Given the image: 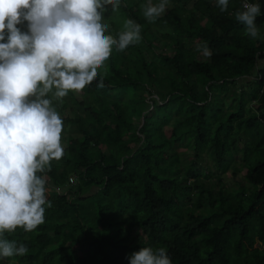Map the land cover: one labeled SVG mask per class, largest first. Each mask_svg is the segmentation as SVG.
Wrapping results in <instances>:
<instances>
[{
    "label": "trees",
    "instance_id": "obj_1",
    "mask_svg": "<svg viewBox=\"0 0 264 264\" xmlns=\"http://www.w3.org/2000/svg\"><path fill=\"white\" fill-rule=\"evenodd\" d=\"M247 1L260 5L256 39L235 18L244 0L226 12L216 0H169L154 22L147 0H120L142 40L113 47L90 85L52 101L61 140L70 127L79 135L38 173L51 190L45 222L6 233L28 253L0 264H130L142 247L165 248L172 264H264V0ZM109 26L118 38L123 28ZM244 169L251 187L231 189L223 175Z\"/></svg>",
    "mask_w": 264,
    "mask_h": 264
},
{
    "label": "clouds",
    "instance_id": "obj_2",
    "mask_svg": "<svg viewBox=\"0 0 264 264\" xmlns=\"http://www.w3.org/2000/svg\"><path fill=\"white\" fill-rule=\"evenodd\" d=\"M108 6L115 12L120 0H0V259L28 253L6 233L35 231L52 206L46 180L38 175L64 155L63 121L52 101L62 102L69 92L78 94L90 85L113 47L123 52L142 40V26L132 19L125 20L118 38L105 35ZM169 6V0H147L141 7L154 22ZM216 6L226 12L229 0H216ZM259 14L260 5L247 0L235 13L253 39L260 36ZM25 22L26 31L18 27ZM202 54L211 56L206 45ZM97 86L103 87V80ZM128 259L130 264H172L165 248L142 247Z\"/></svg>",
    "mask_w": 264,
    "mask_h": 264
},
{
    "label": "rangeland",
    "instance_id": "obj_3",
    "mask_svg": "<svg viewBox=\"0 0 264 264\" xmlns=\"http://www.w3.org/2000/svg\"><path fill=\"white\" fill-rule=\"evenodd\" d=\"M154 3H158L159 0H153ZM108 10H111V6H109ZM125 20H127V15H123L122 13L119 14V9H117L115 12H108L106 11L104 13V18L102 20V22L104 24H107L108 26L111 24V21L113 22H117L122 28H123V24L125 22ZM110 27V26H109ZM118 31V30H117ZM117 31H115L117 33ZM161 43V42H160ZM158 43V45L160 44ZM165 54L168 55H173L174 52L172 49H166L165 51H163ZM104 70V69H103ZM78 111H80L83 115L86 116V112L83 111L82 108L78 109ZM65 116L71 115V111L69 109H67L65 111ZM62 118V115H60ZM69 134H73L75 136L79 135L77 130L75 129V127H70L67 130H64L63 133V138L61 140L62 146L65 147L66 146V141L65 138L69 135ZM180 152H186V149L184 148H179ZM192 156L191 152H186V154L182 155V157L184 158L185 161H189L190 158ZM245 169L242 170L240 173H238L237 176H233L232 171L228 172L227 174L223 175L224 180L226 181L227 185L229 187H231V189H239L242 185L245 186L246 188L251 187V185L245 180L244 176H245ZM47 192H50V188L47 189ZM138 230L139 229H135L129 232V237L133 240L134 243H138L141 241V239L144 238V235L141 233V237L138 234Z\"/></svg>",
    "mask_w": 264,
    "mask_h": 264
},
{
    "label": "crops",
    "instance_id": "obj_4",
    "mask_svg": "<svg viewBox=\"0 0 264 264\" xmlns=\"http://www.w3.org/2000/svg\"><path fill=\"white\" fill-rule=\"evenodd\" d=\"M51 191V190H50ZM97 191V189L96 188H94L93 190H92V192L91 193H95Z\"/></svg>",
    "mask_w": 264,
    "mask_h": 264
},
{
    "label": "built area",
    "instance_id": "obj_5",
    "mask_svg": "<svg viewBox=\"0 0 264 264\" xmlns=\"http://www.w3.org/2000/svg\"><path fill=\"white\" fill-rule=\"evenodd\" d=\"M247 2H248V1H247ZM249 3H250V2H249ZM70 181H71V183H73V182H74V179H73V178H71V180H70Z\"/></svg>",
    "mask_w": 264,
    "mask_h": 264
}]
</instances>
